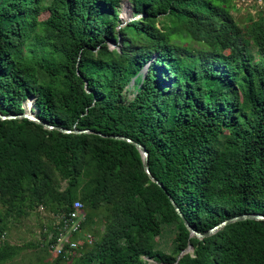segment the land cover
Here are the masks:
<instances>
[{
  "label": "trees",
  "instance_id": "trees-1",
  "mask_svg": "<svg viewBox=\"0 0 264 264\" xmlns=\"http://www.w3.org/2000/svg\"><path fill=\"white\" fill-rule=\"evenodd\" d=\"M124 1L0 0V111L24 113L32 98L45 122L95 132L0 119V264L29 248L39 264H264V221L191 237L136 146L97 134L146 146L202 233L264 214V16L242 26L234 0H128L142 16L120 27ZM77 200L95 242L72 260L47 246L53 225L42 245L8 240L21 218L60 217Z\"/></svg>",
  "mask_w": 264,
  "mask_h": 264
},
{
  "label": "rangeland",
  "instance_id": "rangeland-1",
  "mask_svg": "<svg viewBox=\"0 0 264 264\" xmlns=\"http://www.w3.org/2000/svg\"><path fill=\"white\" fill-rule=\"evenodd\" d=\"M127 1L128 0H125L120 8L121 22L130 18H139V16L134 14L132 6L127 4ZM234 5L235 9L232 13L242 26L248 24L250 20H258L260 17L264 16V0H234ZM130 89H135V85H131ZM29 105H31V110L34 112L35 102L32 98L25 102L24 106L26 110L30 107ZM55 221L56 218L50 211L41 209L40 212H34L30 216L18 220L11 228L8 240L13 244L19 245H27L30 243L42 245V242L44 241L42 231H44L47 226L52 225ZM165 228L168 229L169 227L166 225ZM171 237V234H165L159 238L164 249L170 246L172 241ZM43 256L45 255L40 249L29 248L21 253V256L18 258V263L39 264L41 263V258ZM51 256H47V262L52 261L51 259L53 258ZM144 260L149 264H153V262L156 264L158 263L154 259L147 257H145Z\"/></svg>",
  "mask_w": 264,
  "mask_h": 264
},
{
  "label": "water",
  "instance_id": "water-1",
  "mask_svg": "<svg viewBox=\"0 0 264 264\" xmlns=\"http://www.w3.org/2000/svg\"><path fill=\"white\" fill-rule=\"evenodd\" d=\"M127 4L131 5L130 1H127ZM142 15H139V18ZM135 19V18H133ZM132 18L127 19L126 21L122 22V26H125L126 24H128L130 21L133 20ZM112 47H116L115 44L112 45ZM149 67V66H148ZM148 67H146L144 69V77L147 75V71H148ZM34 100V99H33ZM35 102V100H34ZM24 118H28L30 120H33L35 122H38L40 124H42L45 128L49 129V130H59L61 132L64 133H71V132H75V133H95L93 130L87 129V130H69L63 127H58L55 125H52L48 122H45L44 120H42L40 117L37 116V114L35 112H28L25 109L24 113L21 114H14V115H4L1 111H0V119L2 120H14V119H24ZM98 135H101L103 137H108V138H112V139H116V140H123L126 141L128 143L133 144L134 146H136V148L138 149V151L140 152L141 156H142V160H143V165H144V169L146 171V173L148 174V176L150 177V179L156 183L157 185H159L163 190L166 191V193L168 194L173 206L175 207L176 211L178 212V214L181 216V218L184 221V224L186 225V227L188 228V230L191 233V237H196L199 239H204L210 236H213L214 234L218 233L221 229H223L224 227H226L229 224L235 223V222H239V221H244V220H257V221H264V214L262 213H246V214H242L239 216H235L232 217L230 219H227L225 221H223L222 223L218 224L217 226H215L214 228L210 229L209 231L202 233L198 230H196L191 223L188 221V219L186 218L185 214L183 213L182 209L179 207V205L176 203V201L174 200V198L172 197V195L168 192V190L166 189V187L164 186V184L162 182H160L152 173L151 167H150V152L148 151V149L146 148V146H144L143 144L137 142L136 140L127 137V136H122V135H112V136H108L105 134H102L100 132L97 133ZM194 251V247L192 245H189V247L184 250L178 259V262L180 260V258H182V256L186 253H190ZM177 262V263H178ZM157 264H162V263H157Z\"/></svg>",
  "mask_w": 264,
  "mask_h": 264
},
{
  "label": "built area",
  "instance_id": "built-area-1",
  "mask_svg": "<svg viewBox=\"0 0 264 264\" xmlns=\"http://www.w3.org/2000/svg\"><path fill=\"white\" fill-rule=\"evenodd\" d=\"M82 208V202L77 200L71 213L56 217V221L52 224L55 231L48 233L46 244L51 253L66 261L72 260L86 246H91L95 242L92 233H82L86 220ZM44 232H48L47 227Z\"/></svg>",
  "mask_w": 264,
  "mask_h": 264
},
{
  "label": "bare ground",
  "instance_id": "bare-ground-1",
  "mask_svg": "<svg viewBox=\"0 0 264 264\" xmlns=\"http://www.w3.org/2000/svg\"><path fill=\"white\" fill-rule=\"evenodd\" d=\"M29 106H30V107L27 108V111H28V112H33V111L31 110V105H29ZM32 106H33V105H32Z\"/></svg>",
  "mask_w": 264,
  "mask_h": 264
}]
</instances>
